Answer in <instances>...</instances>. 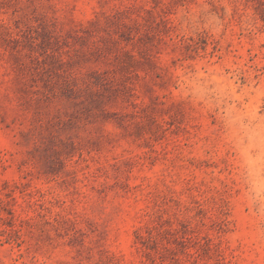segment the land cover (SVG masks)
Wrapping results in <instances>:
<instances>
[{"label":"rangeland","instance_id":"1","mask_svg":"<svg viewBox=\"0 0 264 264\" xmlns=\"http://www.w3.org/2000/svg\"><path fill=\"white\" fill-rule=\"evenodd\" d=\"M0 264H264V0H0Z\"/></svg>","mask_w":264,"mask_h":264}]
</instances>
